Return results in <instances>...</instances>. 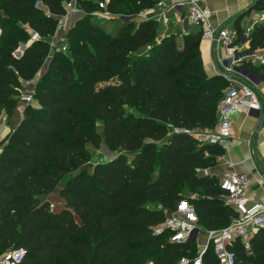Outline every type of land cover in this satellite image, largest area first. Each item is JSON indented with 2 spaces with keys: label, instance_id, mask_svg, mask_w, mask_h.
<instances>
[{
  "label": "trees",
  "instance_id": "trees-1",
  "mask_svg": "<svg viewBox=\"0 0 264 264\" xmlns=\"http://www.w3.org/2000/svg\"><path fill=\"white\" fill-rule=\"evenodd\" d=\"M69 1L82 15L66 31V50L61 43L50 48ZM157 1L0 0V114L13 125L0 141V255L22 248L17 264H143L147 252L156 264H176L196 255L195 243H170L168 230L153 228L181 200L204 230L235 217L216 176L202 172L221 149L194 136L215 126L229 84L204 72L201 32L181 34L180 43L177 34H162L152 15L111 31L91 20L96 10L118 15L127 7L138 15ZM250 10L264 13V0ZM25 24L40 40L28 42ZM235 31L238 41L239 22ZM19 40L27 45L14 56ZM248 51L264 58V20L252 23ZM240 67L264 84L263 63L243 60ZM40 71L37 105L25 104L15 120L21 81ZM101 144L116 155L86 166L89 147ZM60 183L63 204L54 211L47 195ZM233 250L236 264H264V227L249 252L237 244ZM201 264H217L210 248Z\"/></svg>",
  "mask_w": 264,
  "mask_h": 264
},
{
  "label": "built area",
  "instance_id": "built-area-1",
  "mask_svg": "<svg viewBox=\"0 0 264 264\" xmlns=\"http://www.w3.org/2000/svg\"><path fill=\"white\" fill-rule=\"evenodd\" d=\"M202 1L204 0H169V5H167L164 1L158 0L155 6L160 9V13L154 18L166 25L168 19L165 12L168 8L185 12L190 24L201 32V38L207 40L211 45L221 44L230 53L227 67V73L230 77L226 79L229 84L224 89L223 96L217 105V122L211 129L204 130L198 135L194 133L195 138L201 142L225 148L231 137V116L234 112L247 108L262 114L261 95L257 91L260 82L240 67L243 60L258 62L261 57L257 51H248V35L252 29L251 22L247 21L241 26L242 37L236 41L237 33L235 29L226 26H210L207 11L201 6ZM39 4L41 3L35 2L34 6L44 8L42 4L41 6ZM98 7L105 10V1L98 2ZM65 8L66 14L58 17L55 33L51 40L56 37L60 29L67 31L65 17L68 14L81 11L74 1L67 2ZM145 11L140 12L138 16L145 18L147 16L144 13ZM104 12L109 15L108 12ZM132 17H135V15H132ZM23 27L29 30L26 24ZM37 40H40L39 34L29 30L28 42ZM51 40L50 45L52 44ZM244 45L247 47L243 48ZM58 48L65 51L66 45L61 43ZM232 76H238L240 80L232 79ZM25 82L29 88H32L28 81ZM18 91L20 92V103L29 104L33 99V90L28 89L24 93L20 89ZM202 172L211 174L208 168L203 169ZM216 178L220 189L223 191L224 203L235 213V217L226 226L219 229H202L197 224L196 218H188L184 215V209H191L192 207L186 200H181L178 210L169 214L161 224L153 228L154 234L168 230V241L170 243L194 242L197 245V253L194 257L182 256L176 264H201L202 254L207 248L211 249L217 264H236L233 246L237 244L244 251L249 252L254 233L259 228L264 227V202H249L247 198L249 177L234 171H224ZM194 196L195 194H190L188 197L192 198ZM201 232L204 233L205 237L200 242L198 238ZM23 256L24 250L22 248L9 249L0 255V264H17ZM143 264L156 263L146 261Z\"/></svg>",
  "mask_w": 264,
  "mask_h": 264
},
{
  "label": "crops",
  "instance_id": "crops-1",
  "mask_svg": "<svg viewBox=\"0 0 264 264\" xmlns=\"http://www.w3.org/2000/svg\"><path fill=\"white\" fill-rule=\"evenodd\" d=\"M169 5V0H162ZM254 0H204L201 6L207 11L208 22L211 27L226 26L235 29L236 22L241 27L245 22H261L264 13L250 10ZM146 15L156 17L160 13L158 7H153L144 12ZM168 22L162 24L157 19L158 29L162 34L173 33L189 34L197 31L190 24L185 12L168 8L165 12ZM71 14L65 17V21ZM156 20V19H155ZM67 27H69L67 25ZM247 47L246 45L243 48ZM199 51L204 72L208 76L218 75L217 71L227 73L229 65V52L221 44L211 45L207 40L200 37ZM258 62L264 64L261 57ZM226 79V78H225ZM232 79L239 81L238 76ZM260 93V104L262 114L256 110L242 108L232 114L231 137L225 148H220V153H214L215 165L209 169L211 174L218 177L224 171H234L249 177L247 198L249 202H264V84L257 86ZM3 118V119H2ZM0 122V138L2 140L8 135L12 128L9 122L4 123L2 117ZM17 116H15V120ZM198 135L199 133H195ZM185 210V209H184ZM192 218H195L193 209H186Z\"/></svg>",
  "mask_w": 264,
  "mask_h": 264
},
{
  "label": "rangeland",
  "instance_id": "rangeland-1",
  "mask_svg": "<svg viewBox=\"0 0 264 264\" xmlns=\"http://www.w3.org/2000/svg\"><path fill=\"white\" fill-rule=\"evenodd\" d=\"M35 4V3H34ZM41 6V4H39ZM42 7V6H41ZM95 17H92V22L95 23V25H97L98 27H100L101 29L105 30V31H111L113 30L116 25L121 22V21H126L128 19H133V20H138L141 18V16H138V15H135V17H132L133 14L130 13L129 10H127V7L124 8V10H122V12L118 15H112V14H109V15H106L105 12H102V11H98L96 10L95 11ZM82 15V10L80 12H76V13H72L70 18L65 21V24L68 25L69 27L73 26V24H75L76 20L78 19L79 16ZM23 26V25H22ZM67 34V32L63 29H60L56 35V37L51 40V45H50V48H52L54 45L56 44H60V43H66V39H65V35ZM177 36H178V40L179 42L181 43V35L179 33H177ZM24 42V43H23ZM27 45V43L24 41H21L19 40L17 42V47L16 49L13 51V55L17 56V54H21L23 52V46ZM68 52V51H66ZM45 68H46V65H44L42 67V71H45ZM40 72H38L30 81H28V83L32 86V88H29L28 84L25 82V81H21L20 83V86L18 89L21 90L22 93H24L25 91H27L28 89L29 90H33L34 91V85L35 83L38 81L39 77H40ZM15 98H17V105L15 107V110L17 112V117L20 118L21 117V113H22V109H23V105L24 104H21L20 103V92L17 91V94L14 95ZM29 103V102H28ZM31 105L33 106H36L37 103L35 101V99L33 98L30 103ZM4 117L5 118V121L4 123L7 124L9 123V119L7 118V114L6 112H2L0 114V121L1 118ZM3 119V118H2ZM2 122H0L1 124ZM203 131H195V133H202ZM2 140V137L0 138V141ZM89 151H90V154H91V160L89 162V164H87L86 166H91L92 164L96 163V162H99V161H102V160H107V159H110L112 157H114L116 155V152H111L109 151L103 144L100 145L99 148H92V147H89ZM74 173L76 172H72L71 174L67 175L63 181L65 182L70 176H72ZM58 185L56 187V189L50 193L49 195H47L48 199L50 200V207L54 210V211H58L60 209V207L62 206L63 204V201L57 197V193H58V190L61 186V184ZM183 192L187 193V191L185 189L182 190ZM184 215H186L188 218H191L189 212L185 211L184 210ZM204 233L201 232L199 234V240L200 242L204 239ZM198 244V243H197ZM194 250H197V245H195L194 247ZM146 261H154L155 262V258L153 256L150 255V253H147L146 252V255L143 257L142 259V263L146 262Z\"/></svg>",
  "mask_w": 264,
  "mask_h": 264
},
{
  "label": "water",
  "instance_id": "water-1",
  "mask_svg": "<svg viewBox=\"0 0 264 264\" xmlns=\"http://www.w3.org/2000/svg\"><path fill=\"white\" fill-rule=\"evenodd\" d=\"M25 46H23L22 48L24 49ZM18 55V54H17ZM258 55L260 57H263V53H258ZM217 74L218 75H221L222 77L228 79L230 77V75L228 73H223V72H220V71H217Z\"/></svg>",
  "mask_w": 264,
  "mask_h": 264
}]
</instances>
